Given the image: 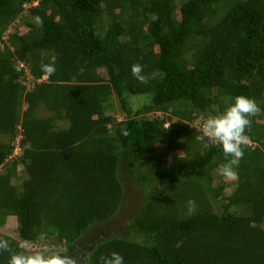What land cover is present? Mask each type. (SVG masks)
I'll return each instance as SVG.
<instances>
[{
	"label": "trees",
	"instance_id": "obj_1",
	"mask_svg": "<svg viewBox=\"0 0 264 264\" xmlns=\"http://www.w3.org/2000/svg\"><path fill=\"white\" fill-rule=\"evenodd\" d=\"M238 95L264 113V0H0V220L15 217L19 240L0 238L13 251L61 242L77 264L113 251L125 264H264V114L236 181L192 126ZM125 203L120 231H105Z\"/></svg>",
	"mask_w": 264,
	"mask_h": 264
},
{
	"label": "clouds",
	"instance_id": "obj_2",
	"mask_svg": "<svg viewBox=\"0 0 264 264\" xmlns=\"http://www.w3.org/2000/svg\"><path fill=\"white\" fill-rule=\"evenodd\" d=\"M36 3L35 1L33 2ZM57 58L53 56L50 62H41V71L46 77L57 72ZM144 65L134 63L131 66L132 76L142 84L149 82L144 73ZM262 113L260 105L255 98L238 95L234 103L222 113L208 117L196 139L203 142L205 139L222 146L225 162L218 166V174L226 181L238 180V168L245 155V147L249 144L246 129L251 127L252 117ZM189 215L195 214L197 204L194 199L186 202ZM20 251H13L8 239L0 238V253H10L8 264H77V259L63 249L54 248L50 253L33 252L26 245L20 244ZM99 264H125L124 257L113 251L109 256H101Z\"/></svg>",
	"mask_w": 264,
	"mask_h": 264
},
{
	"label": "rangeland",
	"instance_id": "obj_3",
	"mask_svg": "<svg viewBox=\"0 0 264 264\" xmlns=\"http://www.w3.org/2000/svg\"><path fill=\"white\" fill-rule=\"evenodd\" d=\"M182 1L183 0H177V3H181ZM176 12L178 14V10ZM19 20H21V18H19ZM13 23L14 24L11 25V26L12 27H16L17 28V32L19 34L25 33L28 30V26L22 20L19 21L18 23H16V22H13ZM45 79H46V76H43L41 78V80H45ZM26 85H27L28 88L31 87V84H29V83H26ZM130 100H131V103H132L134 108H135V106H137L140 103L139 99H136L137 101L136 100H132V99H130ZM115 101H116V99H115ZM25 107H26V104H23L22 105V109L25 108ZM38 113L40 115H44V114H47V111L41 105L39 110H38ZM114 115L117 118H119V119L123 118L122 117L123 115H122L121 112H119V110H116ZM58 123L59 124H64V122H62V123L58 122ZM192 126H195L197 129H201L203 125L198 123V122H195V123L192 124ZM7 140H9V136L0 135V142H7ZM17 140H18V138L15 139V142H17ZM20 153H21L20 147L16 144L15 148L12 151V154L9 157L16 156V155H18ZM0 169H4V167H0ZM18 172H19V178L18 179L14 178V182H16V183H20L22 181L23 177H24V171H23L21 165L18 166ZM137 185L138 184H136L134 181H130V180L127 181V188L126 189L129 192L128 193L129 197H132L134 195L135 189H138ZM139 188L141 189V186H139ZM229 188H233V186L230 185ZM122 205L123 206H121L119 214L112 220V222L103 224V225H105V227H104L105 231H109L111 229V231L119 232L120 231V229H119L120 221H123L121 219L124 218L125 216L129 217L131 215V212L129 211L130 210V207H129L130 205L126 204V203L122 204ZM0 234H8L11 237L17 238V234H16V231H15V217L7 216L3 221L0 220ZM21 244L26 245V247L28 249H31L33 252L39 251V252L50 253L51 250L55 248V247H52L49 244H47V242H45V241H40L38 243H29V242H26V241H21ZM61 248L62 247L60 246V249Z\"/></svg>",
	"mask_w": 264,
	"mask_h": 264
},
{
	"label": "water",
	"instance_id": "obj_4",
	"mask_svg": "<svg viewBox=\"0 0 264 264\" xmlns=\"http://www.w3.org/2000/svg\"><path fill=\"white\" fill-rule=\"evenodd\" d=\"M58 245L61 246V247L63 246V244L61 242H59Z\"/></svg>",
	"mask_w": 264,
	"mask_h": 264
}]
</instances>
